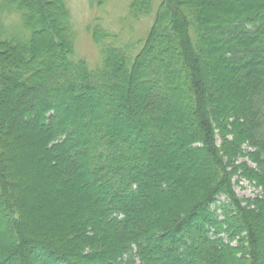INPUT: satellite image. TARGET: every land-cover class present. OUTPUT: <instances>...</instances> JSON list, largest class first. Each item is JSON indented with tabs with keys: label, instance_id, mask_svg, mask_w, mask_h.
<instances>
[{
	"label": "trees",
	"instance_id": "obj_1",
	"mask_svg": "<svg viewBox=\"0 0 264 264\" xmlns=\"http://www.w3.org/2000/svg\"><path fill=\"white\" fill-rule=\"evenodd\" d=\"M159 1L92 68L65 0H0V264H264V0Z\"/></svg>",
	"mask_w": 264,
	"mask_h": 264
},
{
	"label": "rangeland",
	"instance_id": "obj_2",
	"mask_svg": "<svg viewBox=\"0 0 264 264\" xmlns=\"http://www.w3.org/2000/svg\"><path fill=\"white\" fill-rule=\"evenodd\" d=\"M133 1L108 0L103 8L99 9L95 3L92 4V0H65L70 9L75 30L77 58L86 60L92 68L100 60L99 50L89 31L90 23L96 17H101L104 27L113 33L120 34L125 41L144 38L152 24L153 18H142V20L137 22L131 19V22L123 21L124 18L128 17L130 4ZM159 2V0H153L154 13L157 10ZM242 161H245V159ZM235 190L239 197L246 199L255 198L260 192L245 179L235 185ZM226 264H232V262L228 261Z\"/></svg>",
	"mask_w": 264,
	"mask_h": 264
}]
</instances>
